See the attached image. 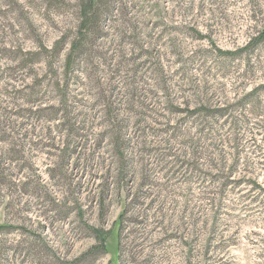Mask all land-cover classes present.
Instances as JSON below:
<instances>
[{
    "label": "rangeland",
    "instance_id": "374dc122",
    "mask_svg": "<svg viewBox=\"0 0 264 264\" xmlns=\"http://www.w3.org/2000/svg\"><path fill=\"white\" fill-rule=\"evenodd\" d=\"M83 1L0 0V264H264V0Z\"/></svg>",
    "mask_w": 264,
    "mask_h": 264
},
{
    "label": "trees",
    "instance_id": "16d2710c",
    "mask_svg": "<svg viewBox=\"0 0 264 264\" xmlns=\"http://www.w3.org/2000/svg\"><path fill=\"white\" fill-rule=\"evenodd\" d=\"M84 0L82 3V15H83V27L89 28L91 26L99 25L100 20L102 19V12H109L110 5L115 3V0ZM103 3V4H102ZM108 7V8H107ZM112 8V7H111Z\"/></svg>",
    "mask_w": 264,
    "mask_h": 264
}]
</instances>
